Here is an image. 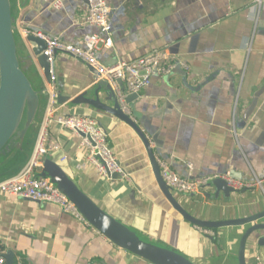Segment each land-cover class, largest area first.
<instances>
[{
	"label": "crops",
	"instance_id": "crops-1",
	"mask_svg": "<svg viewBox=\"0 0 264 264\" xmlns=\"http://www.w3.org/2000/svg\"><path fill=\"white\" fill-rule=\"evenodd\" d=\"M10 1L21 67L36 90L47 82L19 29L37 30L72 45L98 33L83 24L86 4L80 0H66L60 10L53 9L51 0ZM106 2L111 10L110 41L97 44L103 63L132 62L150 51L166 49L171 59L181 62L190 87L207 80L198 91H188L180 86L178 76L152 78L130 105L157 161L165 159L181 176L187 175L189 167L194 178H222L233 170L254 187L233 194L229 202L206 198L203 194L208 190L193 197L175 195L178 202L202 221H229L264 210V95L238 129L264 85V0ZM53 68L58 94L69 99L57 103L56 115L94 118L107 135L122 178L100 177L86 161L80 138L56 122L47 127L48 145L57 143L59 149L48 159L95 205L140 239L194 264H238V244L245 228H223L209 235L182 221L161 194L146 151L132 129L105 113L70 103L94 84L86 67L57 53ZM42 116L43 105L22 152L0 157V182L27 163ZM153 141L162 148L156 149ZM41 167L33 175H40ZM0 249L4 254L11 251L17 264H150L113 246L54 205L1 193ZM244 255L246 264H264V247L250 240Z\"/></svg>",
	"mask_w": 264,
	"mask_h": 264
},
{
	"label": "water",
	"instance_id": "water-1",
	"mask_svg": "<svg viewBox=\"0 0 264 264\" xmlns=\"http://www.w3.org/2000/svg\"><path fill=\"white\" fill-rule=\"evenodd\" d=\"M80 1L84 2L87 6L86 0ZM51 3H53V0H51ZM31 32L32 33L25 38V43L30 49L32 56L36 59L39 68L42 70L44 79L47 83H49V63L47 57L42 55V52L45 49V42L36 37V35L39 34V31L32 30ZM42 35H44V33H42ZM58 39L63 42L60 38ZM106 39L107 37H103V41H105ZM57 53H63L73 57L70 53L67 52L54 51L53 58H55ZM95 57L97 61L106 69H112L118 65V62L116 61L109 64L103 63L101 58L98 57L97 51ZM73 58L76 59L75 57ZM171 60H173L175 63L173 69L169 74L163 76L161 79L168 80L173 76H178L181 78L180 86L188 91H198L199 88L202 87V85L206 84L207 80L199 84L198 87H190L187 81V73L180 66L181 62L175 59ZM78 61L81 62L80 60ZM81 63L91 74L94 84L87 91H84L78 97L74 98L70 103L72 105L87 106L97 112L105 113L132 129V131L140 139L146 151L150 167L152 169L161 194L163 195L165 201L169 204L172 210L179 216L182 221L204 231L244 227L245 230L238 244L237 260L238 264H246L244 254L246 244L249 240L258 247H264V210L256 212L247 217L229 221H202L193 217L178 202L175 197L176 194H173L163 182L160 176L158 161L153 150L151 149L150 141L143 133V131L138 127V125L134 122L135 117L131 113L130 115H128L121 110L116 92L108 83V81L101 78L99 73L93 67L83 62ZM116 84L122 91V93L126 95L124 102L127 105L129 111H131L132 107L130 105L135 100H138L139 92L135 94H128L125 90V86L122 80H117ZM56 94V101L58 104H64L69 100L68 98L60 95V93L58 94L57 91ZM263 95L264 85L259 91L255 93L250 106L248 107L242 118V121L238 124V129L242 128L245 125V123L257 107L259 99ZM47 100L48 97L45 86L43 85L39 90H36L29 80L26 72L21 67L18 53V40L15 29V19L12 15L11 1L0 0V157H3L15 151L22 152L26 137L34 128L36 116L42 105L43 120L47 106ZM42 120L37 127L36 139L41 128ZM80 136L84 137L82 134H80ZM152 140H155V137H153ZM153 142L156 149L162 148L161 143H157L155 141ZM32 152L27 163L16 174L6 178L1 182L17 176L30 161ZM48 156L49 155H46L42 159L41 173L40 175L35 174L34 178L48 179L75 206L86 223L101 236H103L107 241H109L113 246L117 247L120 250L126 251L144 261H147L150 264H194L187 258L172 250L140 239L134 232L130 231L127 227L116 221L114 218L100 209L97 205H95L90 198H88L79 190L76 184L64 173V171L58 165L48 159ZM164 161L162 162L166 163L165 159ZM189 171L190 168L188 167V173L186 176H181L177 173L176 174L182 178H189L190 180L203 179L192 177V174ZM189 173L191 174L190 176L188 175ZM223 176L237 182L251 185V183L243 180V177L240 173H237L233 170L226 172V174L224 173ZM224 177L211 178L206 184L201 187V190L209 191L208 193H204L203 195H205L206 198L211 199L212 201L225 199L229 202L230 197L233 194H244L246 192L252 191L254 188L252 186L246 187L240 191L233 190L227 186ZM121 178V173L113 174L110 176V180H120ZM262 187L264 188V183ZM176 196L193 197L195 195L177 194ZM4 258L5 264H14V254L11 251L6 252V254H4Z\"/></svg>",
	"mask_w": 264,
	"mask_h": 264
},
{
	"label": "built area",
	"instance_id": "built-area-1",
	"mask_svg": "<svg viewBox=\"0 0 264 264\" xmlns=\"http://www.w3.org/2000/svg\"><path fill=\"white\" fill-rule=\"evenodd\" d=\"M65 1L53 0V9H62ZM86 1L87 6L82 22L85 26L97 29L98 33L96 35L85 36L82 44L78 46L61 42L58 38H51L41 34L36 35L38 39L45 42V49L42 55L47 57L49 63L50 82L45 85L48 97L47 106L30 161L17 176L0 183V193L8 197L23 198L54 205L63 213H67L76 220L88 225L75 206L48 179L34 178L33 175L42 166V159L59 149L57 143L48 145L47 127L51 122H56L80 138L82 146L87 150L86 161L95 169L100 177L110 180L111 175L121 173L120 166L109 147L107 135L94 118L56 115L58 106L56 101L57 88L55 85L56 75L53 68V52L70 53L76 59L93 67L101 78L107 80L112 86L116 92L121 110L128 115H130V111L124 102L126 95L119 89L116 81L122 80L126 92L128 94H135L147 87L152 78H162L169 74L175 63L170 59L165 49H157L132 62L120 63L112 69L104 68L97 61L95 55L98 42H104L107 45L110 41V7L105 0ZM19 33L25 42V38L32 32L23 27L19 29ZM103 37H107V39L103 41ZM180 66L182 67V64ZM80 134L84 137H81ZM158 165L163 182L176 195L198 193L201 191V187L211 179L190 180L189 178H182L172 170L170 165L164 162H158ZM189 172H191V169ZM188 175L190 176L191 174L189 173ZM224 179L227 186L236 191L253 186L252 184L234 181L228 177H224ZM206 232L212 235V231ZM0 264H5L4 253L1 249Z\"/></svg>",
	"mask_w": 264,
	"mask_h": 264
},
{
	"label": "trees",
	"instance_id": "trees-1",
	"mask_svg": "<svg viewBox=\"0 0 264 264\" xmlns=\"http://www.w3.org/2000/svg\"><path fill=\"white\" fill-rule=\"evenodd\" d=\"M17 263H18V261L15 260V261H14V264H17Z\"/></svg>",
	"mask_w": 264,
	"mask_h": 264
}]
</instances>
